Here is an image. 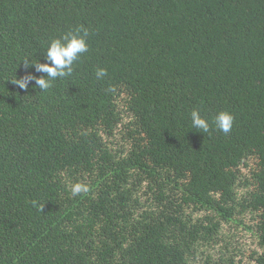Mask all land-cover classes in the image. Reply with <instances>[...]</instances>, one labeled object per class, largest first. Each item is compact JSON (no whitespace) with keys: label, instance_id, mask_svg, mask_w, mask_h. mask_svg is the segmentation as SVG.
<instances>
[{"label":"trees","instance_id":"16d2710c","mask_svg":"<svg viewBox=\"0 0 264 264\" xmlns=\"http://www.w3.org/2000/svg\"><path fill=\"white\" fill-rule=\"evenodd\" d=\"M0 264H264V0H0Z\"/></svg>","mask_w":264,"mask_h":264},{"label":"clouds","instance_id":"9594fccd","mask_svg":"<svg viewBox=\"0 0 264 264\" xmlns=\"http://www.w3.org/2000/svg\"><path fill=\"white\" fill-rule=\"evenodd\" d=\"M87 29L76 28L73 31L64 33L58 38L52 39L46 49L42 52L46 62L32 63L31 60H23L26 66L34 67L35 72L45 75L36 76L28 73L22 78H15L11 82L18 85L21 89H28L29 83L34 81V88L40 91H47L51 88L52 82L57 78H65L72 75L75 62L79 61L82 54L88 51ZM107 74L106 69L98 68L95 72L97 79L103 78ZM191 127L200 133L210 132L211 126L224 133H229L232 129L234 118L226 110L218 111L213 118L211 125L208 119L201 116L199 110L193 109L190 114ZM73 195L87 192L86 185L75 183L71 186Z\"/></svg>","mask_w":264,"mask_h":264},{"label":"rangeland","instance_id":"374dc122","mask_svg":"<svg viewBox=\"0 0 264 264\" xmlns=\"http://www.w3.org/2000/svg\"><path fill=\"white\" fill-rule=\"evenodd\" d=\"M234 227H235L234 225H230V226L224 225L223 226L222 233L224 234V240L226 242H228L229 240L233 241L234 238H233L232 234H234ZM244 240H250V239L248 238V236H245ZM206 249H207L206 247L202 248L203 251ZM218 251H222V252L224 251V244L223 243H220V245H217V246H215L214 249L212 248L210 250V252L213 254H217Z\"/></svg>","mask_w":264,"mask_h":264}]
</instances>
